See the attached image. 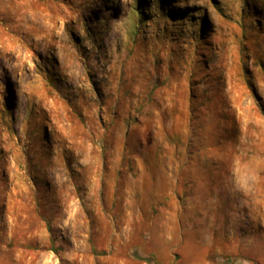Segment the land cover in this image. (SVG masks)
I'll return each instance as SVG.
<instances>
[{
	"label": "rangeland",
	"instance_id": "374dc122",
	"mask_svg": "<svg viewBox=\"0 0 264 264\" xmlns=\"http://www.w3.org/2000/svg\"><path fill=\"white\" fill-rule=\"evenodd\" d=\"M0 264H264V0H0Z\"/></svg>",
	"mask_w": 264,
	"mask_h": 264
}]
</instances>
